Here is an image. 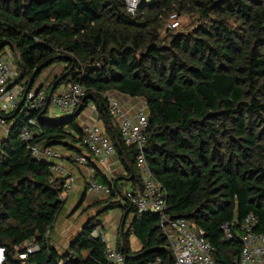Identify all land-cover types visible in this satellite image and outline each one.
<instances>
[{
    "label": "trees",
    "instance_id": "trees-1",
    "mask_svg": "<svg viewBox=\"0 0 264 264\" xmlns=\"http://www.w3.org/2000/svg\"><path fill=\"white\" fill-rule=\"evenodd\" d=\"M173 13H196L208 24L191 33L166 29L161 38ZM4 50L16 73L23 71L21 82L32 78L29 89L45 69L64 65L47 94L52 91V97L64 84L85 90L81 111L95 103L126 180L132 170L128 182L134 196L143 190L135 172L137 150L121 142L105 95L143 100L144 156L165 192L166 213L186 220L214 246L216 264H238L240 227L249 216L256 219L252 231L264 233V0L141 1L134 15L126 11L125 0H0V53ZM76 111L50 117L48 106L35 111L22 102L0 113L8 126L0 140L2 264H101L106 246L91 232L114 209L134 215L115 246L125 264L169 259L172 264L159 216L137 214L125 199L121 204L117 181L106 179L103 209L81 226L67 250L60 253L51 245L67 177L50 181V163L34 158L30 147L91 155L81 144ZM29 120L36 121L34 135L23 142L20 131ZM224 223L231 224L230 240L223 239ZM130 236L140 250H131ZM26 242L35 250L19 259Z\"/></svg>",
    "mask_w": 264,
    "mask_h": 264
},
{
    "label": "built area",
    "instance_id": "built-area-1",
    "mask_svg": "<svg viewBox=\"0 0 264 264\" xmlns=\"http://www.w3.org/2000/svg\"><path fill=\"white\" fill-rule=\"evenodd\" d=\"M140 0H125L126 11L134 15ZM166 29L169 31L179 28L178 15L173 13L169 16L166 23ZM12 63V57L8 50L0 53V113H9L15 110L20 103L35 111H44L48 106H54L59 115H70L83 104L85 90L79 85H72L61 94H55L48 99V94L44 88H32L27 90L26 81L12 85L15 77L18 75ZM105 97L109 102V113L117 122L119 137L126 146H134L137 150L135 157V169L139 172V179L143 190L134 196L132 190L121 193L118 200H128L133 205L137 214L155 213L159 216L160 226L163 234L168 241V247L173 259L172 264H216L213 256L215 248L198 232L190 227L184 219H173L167 215V205L165 192L160 183L153 177L144 156V148L147 141L148 118L145 107H141L134 114L125 111L120 103L109 94ZM49 115V114H48ZM29 125L24 126L19 138L23 142L32 139L34 132L32 127L36 125L35 120H29ZM0 128L5 130V136L8 130L4 119L0 115ZM83 137L81 144L84 149L91 154L97 162L105 164L115 153V148L109 136L98 125L92 124L82 128ZM4 136V137H5ZM3 137V138H4ZM31 154L38 160L50 163L49 171L51 173L50 181L62 173L60 163L63 159L61 151L55 148H47L41 145L30 147ZM77 165H86L87 159L84 154L73 155L70 157ZM74 180L68 178L63 185V194L70 192ZM88 192L109 194L106 185L97 182H90L87 187ZM256 219L249 216L240 227L241 252L238 258V264H264V233L256 234L252 231ZM170 230L175 231L174 236ZM221 232L224 240L232 238L230 223H224L221 226ZM91 237L100 239L106 246L104 252V262L101 264H125L123 255L115 249V246L108 243L103 229L98 226L91 232ZM25 254L18 255L19 259H25L27 254L35 250L34 244L26 242L23 245ZM5 261V250L0 246V264ZM151 264H161L156 261Z\"/></svg>",
    "mask_w": 264,
    "mask_h": 264
},
{
    "label": "crops",
    "instance_id": "crops-1",
    "mask_svg": "<svg viewBox=\"0 0 264 264\" xmlns=\"http://www.w3.org/2000/svg\"><path fill=\"white\" fill-rule=\"evenodd\" d=\"M64 68L65 67L63 65L56 64L50 67V69H47L46 75L44 74L45 72L42 73L34 88L49 86L56 77L61 75ZM56 70L59 71L55 72ZM43 74L45 76H43ZM108 94L111 97L113 96V98L120 103L123 109L126 103L130 104L131 108L129 110L124 109L129 111L130 114H134L144 106L142 99H139L138 101L135 98H129L115 92ZM135 103L136 105L133 106ZM54 113L55 112L50 111L48 114L50 117H55L56 115H54ZM78 115V124L81 129L87 125L95 124L101 127L107 134L102 121L98 118L96 105L94 102L89 101L85 105L84 111H81V113ZM112 121L117 126V122L113 118ZM1 133L2 129L0 128V135ZM55 149L61 151V154H63V159L60 163V169L62 170V173H60L58 176L67 177V179L72 178L74 180L70 192L63 194L62 196V199L65 200L64 208L59 214L54 224L53 230L50 233L51 245L60 253H62L67 250L69 243L80 231L81 226L91 217L98 215L99 211L103 209L102 202L108 197V195L103 193L88 192V184L94 181L99 184L106 185L104 182H102L103 179L113 183H116L117 181L116 184H118L122 182L124 183L129 179L126 180L127 172L124 166L118 160L116 152L111 156L107 163L101 164L97 162V160L91 155L82 151V154L86 155L89 158V161L87 160L88 162L86 165L80 166L77 165L72 158H70L75 155L74 153L66 152L62 148ZM95 172L98 174L97 178L94 176ZM121 193L123 192L120 191L118 196H120ZM119 201H122L121 204L125 202L124 199ZM133 216V214L126 215L122 213L120 209L111 210L103 216L101 220V228L107 234L109 244L116 246L118 238L123 232L128 230ZM129 245L131 250L134 252L140 250L141 248L140 243L134 236L129 237ZM82 255L84 257L86 256V254Z\"/></svg>",
    "mask_w": 264,
    "mask_h": 264
},
{
    "label": "rangeland",
    "instance_id": "rangeland-1",
    "mask_svg": "<svg viewBox=\"0 0 264 264\" xmlns=\"http://www.w3.org/2000/svg\"><path fill=\"white\" fill-rule=\"evenodd\" d=\"M141 1H150V0H140V2ZM178 22H179V28H178V30L177 31H175V32H179V33H191V32H193L197 27H199L200 25H203V24H208V20H204V19H201L200 17H198L197 15H196V13H192V14H189V15H182V16H180V15H178ZM231 25H232V23H231ZM166 23H165V26L162 28V30L160 31V36H161V38H163L164 36H166L167 35V31H166ZM58 65V64H57ZM64 66V65H63ZM47 69H50V67L49 68H47ZM47 69H45L44 70V74L46 75V71H47ZM57 71H59V70H56L55 72H57ZM43 74V76H45ZM50 74V73H49ZM42 88H44L45 90H47L48 91V86L46 87V86H42ZM69 88V86H67V85H61L57 90H56V94H61L62 92H64V91H66L67 89ZM46 91V92H47ZM112 98H113V96H112ZM136 100H138L139 101V99L138 98H135ZM141 101V100H140ZM136 105V103L135 104H133V106H135ZM131 108V106H130V104H128V103H126L125 105H124V109H127V110H129ZM50 111H53V112H55L54 113V115H56V116H60L59 115V113H58V111L55 109V107L52 105H50L49 107H48V113L50 112ZM126 111V110H125ZM127 112H129V111H127ZM55 116V117H56ZM113 118V117H112ZM114 119V118H113ZM5 136V130H2V133H1V135H0V140L3 138ZM135 172H136V175H137V177H139V172H138V170H136L135 169ZM117 186H118V188L121 190V192H126L127 190H130L131 189V186H130V182H128V181H125L124 183L122 182V183H118L117 184ZM62 196H63V194L61 195V198H62ZM170 233H171V235L172 236H174V234H175V231H173V230H170ZM106 234V233H105ZM106 237H108L107 236V234H106Z\"/></svg>",
    "mask_w": 264,
    "mask_h": 264
},
{
    "label": "water",
    "instance_id": "water-1",
    "mask_svg": "<svg viewBox=\"0 0 264 264\" xmlns=\"http://www.w3.org/2000/svg\"><path fill=\"white\" fill-rule=\"evenodd\" d=\"M23 77H24L23 71H20L18 73V75L15 77L14 81L12 82V85H17L19 82L22 81ZM31 84H32V78L29 80V82L27 84V90H29ZM52 90H53V88H52ZM51 94H52V91L49 93L48 99L51 97ZM80 112H81V108L79 107L78 110L76 111V115H78ZM129 171L131 173L129 180H131V179H133V173H132L131 169H129ZM130 206H131V204H130ZM167 264H170V259H169Z\"/></svg>",
    "mask_w": 264,
    "mask_h": 264
}]
</instances>
